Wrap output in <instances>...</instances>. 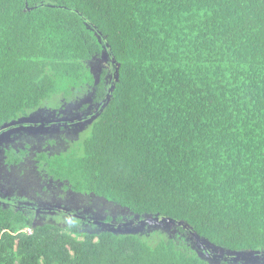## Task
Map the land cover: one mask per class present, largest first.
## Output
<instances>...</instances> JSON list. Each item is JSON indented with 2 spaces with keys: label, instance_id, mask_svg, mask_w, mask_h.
Returning a JSON list of instances; mask_svg holds the SVG:
<instances>
[{
  "label": "trees",
  "instance_id": "16d2710c",
  "mask_svg": "<svg viewBox=\"0 0 264 264\" xmlns=\"http://www.w3.org/2000/svg\"><path fill=\"white\" fill-rule=\"evenodd\" d=\"M83 86L93 118L36 152L48 177L264 254V0H0V129ZM25 209L0 203V264H211L155 230L32 226Z\"/></svg>",
  "mask_w": 264,
  "mask_h": 264
},
{
  "label": "rangeland",
  "instance_id": "374dc122",
  "mask_svg": "<svg viewBox=\"0 0 264 264\" xmlns=\"http://www.w3.org/2000/svg\"><path fill=\"white\" fill-rule=\"evenodd\" d=\"M88 66L91 72L97 76L102 67L109 66L106 53L103 52L101 55L95 56L88 62ZM92 96L93 92L84 86L66 99L62 96L59 98L54 96L43 101L27 115L21 116L2 133L4 137L0 139V193L8 200L15 198L21 203L28 201L41 206L57 208L52 211H43L36 217L25 209L32 226L51 223L64 229H70L73 227V223L77 222L78 230L86 232H100L108 229L148 235L155 230L166 237L175 238L184 246L195 249L202 258L207 259V262L211 264L235 263L230 256L242 264H264L263 255L258 256L259 258L249 256L236 259L237 257L230 255L226 250L209 246L202 238L191 235L192 240H190L183 235H178L175 230L177 223L149 221L147 218L154 216L147 215L141 222L138 216L131 213L126 207L92 193L85 194L70 189L66 190L63 188V182L48 177L44 165H38L35 157L36 152L45 151L50 155L53 152L65 151L70 148L74 141L79 139V135L82 136L87 131L84 128L93 118L88 117L93 110L92 104L83 110V105L89 103ZM45 121L49 123L68 121L69 125L64 123L61 127L55 124L53 128L50 127L51 129L47 130H42L40 126L36 125L38 122ZM17 155H21V159L16 163L15 156ZM9 160L13 163H8ZM61 209L73 210L83 216L91 215L89 219L95 221L97 225L100 221H105L107 216L112 217L113 220L110 221V225L98 226L78 219L72 221L62 214ZM117 217L121 218L120 222L116 221Z\"/></svg>",
  "mask_w": 264,
  "mask_h": 264
},
{
  "label": "flooded vegetation",
  "instance_id": "af4514ba",
  "mask_svg": "<svg viewBox=\"0 0 264 264\" xmlns=\"http://www.w3.org/2000/svg\"><path fill=\"white\" fill-rule=\"evenodd\" d=\"M89 116V115H88ZM81 118H83V117H81ZM47 120H49V119H47ZM50 121V120H49ZM59 123H61V122H55V123H49L48 121H45V122H38V123H36V125H38V126H40L41 128H42V130H47V129H51V128H53V126L55 125V124H58V125H60L61 126V124H59ZM64 124V123H63ZM69 125V124H68ZM51 127V128H50ZM8 128V127H7ZM5 130H2V129H0V139H2L4 136L2 135V133L4 132ZM6 200H8V199H5V197L0 193V203H2L3 205H7V204H11V205H13V206H16L17 207V205H20V207H24V208H26L28 211H30V213H33L34 215H35V217L39 214H41V213H43V211H52V210H55V209H57V208H51V206H41V205H39V204H33V203H31V202H28V201H23V203H21L20 201H17L15 198L13 199V200H8V201H6ZM50 207V208H49ZM61 211H62V214H65L66 215V217L68 218V219H70V220H72V221H76L77 219L78 220H80V221H86V222H88V223H91V224H94V225H97V224H95V221H93V220H90L89 218L91 217V215L90 216H83V215H80L78 212H76V211H68V210H66V209H61ZM66 212V213H65ZM106 219V218H105ZM85 222V223H86ZM108 222V223H107ZM107 224H109L110 225V221H100L99 223H98V225H107ZM97 225V226H98ZM225 255H227V254H225Z\"/></svg>",
  "mask_w": 264,
  "mask_h": 264
},
{
  "label": "water",
  "instance_id": "95a60500",
  "mask_svg": "<svg viewBox=\"0 0 264 264\" xmlns=\"http://www.w3.org/2000/svg\"><path fill=\"white\" fill-rule=\"evenodd\" d=\"M13 123V122H12ZM12 123H10V124H12ZM145 219H141L140 221L142 222V221H144ZM147 220H149V221H152V220H154V221H165V222H170V223H175L173 220H171L170 218H159V217H156V216H154V217H150V218H147ZM178 224H180V225H183L184 227H186L185 226V224L183 223V222H178ZM191 235H193L194 237H196V235L194 234V233H192ZM206 242V241H205ZM207 243V242H206ZM209 246H214V245H211V244H208ZM215 247V246H214ZM227 252H229L230 254L232 253V254H235V255H233V256H236V257H241V258H247V257H249V256H253L254 258L255 257H258V256H260V255H263L264 256V254H259L258 252H253V251H249V252H235V251H232V252H230V251H227ZM229 255V254H228ZM214 256V255H213ZM259 258V257H258Z\"/></svg>",
  "mask_w": 264,
  "mask_h": 264
},
{
  "label": "clouds",
  "instance_id": "9594fccd",
  "mask_svg": "<svg viewBox=\"0 0 264 264\" xmlns=\"http://www.w3.org/2000/svg\"><path fill=\"white\" fill-rule=\"evenodd\" d=\"M216 247V246H215ZM222 249V248H221ZM224 250V249H223Z\"/></svg>",
  "mask_w": 264,
  "mask_h": 264
},
{
  "label": "bare ground",
  "instance_id": "6f19581e",
  "mask_svg": "<svg viewBox=\"0 0 264 264\" xmlns=\"http://www.w3.org/2000/svg\"><path fill=\"white\" fill-rule=\"evenodd\" d=\"M55 145V144H54ZM110 217V216H109Z\"/></svg>",
  "mask_w": 264,
  "mask_h": 264
}]
</instances>
